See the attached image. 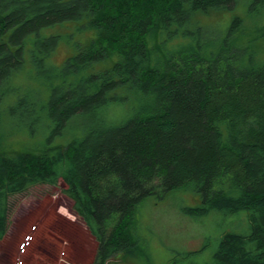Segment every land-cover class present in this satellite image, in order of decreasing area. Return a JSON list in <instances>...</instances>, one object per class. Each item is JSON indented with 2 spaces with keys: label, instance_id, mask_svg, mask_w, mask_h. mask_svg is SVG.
I'll return each mask as SVG.
<instances>
[{
  "label": "trees",
  "instance_id": "trees-1",
  "mask_svg": "<svg viewBox=\"0 0 264 264\" xmlns=\"http://www.w3.org/2000/svg\"><path fill=\"white\" fill-rule=\"evenodd\" d=\"M237 1L0 0V87L23 68L28 41L41 54L34 62L55 50L59 37L42 38L43 29L85 22L82 28L96 32L51 70L62 85H50L47 99H37L45 103L46 118L57 122L56 132L77 115L89 117L93 125L84 137L65 147L8 153L0 136V241L9 228L11 196L62 180L98 241L95 264H108L136 252L142 201L191 187L202 205L185 209L190 216L250 212L251 233L222 235L212 264H264V61L258 44L264 29L246 44L236 18L224 33L199 27L190 43L170 46L177 27L197 13L232 9ZM251 4L264 9V0ZM122 89L144 102L115 125L103 111ZM35 107L25 98L11 110L34 124L43 120Z\"/></svg>",
  "mask_w": 264,
  "mask_h": 264
},
{
  "label": "rangeland",
  "instance_id": "rangeland-1",
  "mask_svg": "<svg viewBox=\"0 0 264 264\" xmlns=\"http://www.w3.org/2000/svg\"><path fill=\"white\" fill-rule=\"evenodd\" d=\"M236 18L242 20L246 29L241 35V42L246 44L256 37V29H264V9L256 10L251 0H238L232 9L197 13L188 24L177 27L178 35L171 40L170 46L190 43L199 27L224 33ZM83 24L86 23H63L43 29L42 38L59 37L57 47L43 63L34 62L41 55L37 46L29 41L26 43L23 68L0 87L3 120L0 136L6 152H36L48 144L65 147L81 140L86 127L93 125L89 117L77 115L56 132L57 122L46 118V110L42 109L45 103L37 101L38 94L42 100L47 99L50 85H62L64 81L62 77L52 80L51 70L60 69L69 58L78 54L80 47L96 37V32L82 28ZM258 44H261L259 53L264 61V40ZM44 69L46 71L42 73ZM73 80L74 77H70L66 82ZM117 94L119 99L110 101L103 111L115 125L131 118L144 102V98L133 91L122 89ZM25 98L36 105L35 110L41 109V122L33 124L30 118L26 121L24 116L12 112L11 109ZM65 189L66 185L60 180L57 185L38 184L11 196L9 228L0 241V264H95L98 241L74 210ZM201 205V195L191 187L146 198L137 209L136 252L116 256L108 264H174L175 261L179 264H212L222 235L251 233L249 211L235 214L212 211L201 217L185 213V209Z\"/></svg>",
  "mask_w": 264,
  "mask_h": 264
},
{
  "label": "crops",
  "instance_id": "crops-1",
  "mask_svg": "<svg viewBox=\"0 0 264 264\" xmlns=\"http://www.w3.org/2000/svg\"><path fill=\"white\" fill-rule=\"evenodd\" d=\"M47 251V249H45Z\"/></svg>",
  "mask_w": 264,
  "mask_h": 264
}]
</instances>
